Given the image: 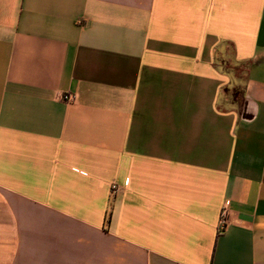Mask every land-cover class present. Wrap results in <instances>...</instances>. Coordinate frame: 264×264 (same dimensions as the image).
<instances>
[{"label": "crops", "instance_id": "crops-1", "mask_svg": "<svg viewBox=\"0 0 264 264\" xmlns=\"http://www.w3.org/2000/svg\"><path fill=\"white\" fill-rule=\"evenodd\" d=\"M0 264H264V0H0Z\"/></svg>", "mask_w": 264, "mask_h": 264}, {"label": "built area", "instance_id": "built-area-1", "mask_svg": "<svg viewBox=\"0 0 264 264\" xmlns=\"http://www.w3.org/2000/svg\"><path fill=\"white\" fill-rule=\"evenodd\" d=\"M63 100L65 101H75V95L74 94H63L62 95ZM116 187V186H113ZM228 201H225L224 204L222 205L221 212H220V217H219V222H218V230L219 232L224 231L227 222H228V217H227V211H228Z\"/></svg>", "mask_w": 264, "mask_h": 264}, {"label": "trees", "instance_id": "trees-1", "mask_svg": "<svg viewBox=\"0 0 264 264\" xmlns=\"http://www.w3.org/2000/svg\"><path fill=\"white\" fill-rule=\"evenodd\" d=\"M216 62L222 63V64H219V66L222 67L223 71L230 72V70L233 68L231 65L228 64L230 62H228V60L226 59L225 56H220L219 58L216 59ZM225 91L228 92V89H225ZM240 92H241V90L239 89V87H236L235 90L233 89L232 97L236 98L237 96H239Z\"/></svg>", "mask_w": 264, "mask_h": 264}]
</instances>
